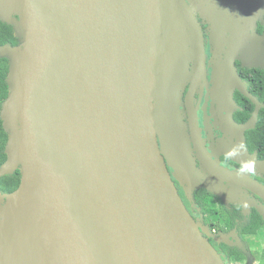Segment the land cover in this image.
Listing matches in <instances>:
<instances>
[{"label": "water", "instance_id": "obj_1", "mask_svg": "<svg viewBox=\"0 0 264 264\" xmlns=\"http://www.w3.org/2000/svg\"><path fill=\"white\" fill-rule=\"evenodd\" d=\"M0 21L16 38L0 45V176L20 172L0 192V264H230L174 183L192 201L221 182L196 167L181 106L210 67L233 125L235 61L264 69V0H0Z\"/></svg>", "mask_w": 264, "mask_h": 264}, {"label": "flooded vegetation", "instance_id": "obj_2", "mask_svg": "<svg viewBox=\"0 0 264 264\" xmlns=\"http://www.w3.org/2000/svg\"><path fill=\"white\" fill-rule=\"evenodd\" d=\"M202 27L204 29L206 24H202ZM257 32H263L260 22H257ZM204 44L208 60L209 42L205 32ZM235 66L239 77L245 82L246 93L238 89L233 92V125L223 123L215 110L216 106H212V98L208 94V88H211L210 67H207L208 86H198L187 102L183 97L181 106L187 132L190 133V123L187 121L189 110L193 124L195 120L194 136L197 135L201 144L200 150H192L196 167L205 178L213 182L215 179L221 180L218 186L209 183L217 193L210 192L205 184H201L193 190V200L189 201L179 183L176 180L174 183L186 207L206 228L210 243L226 263L264 264V69L243 66L240 60L235 61ZM250 96L257 100L259 107L255 124L245 127L257 105ZM239 142L247 145L245 158L257 162L255 176L238 175L236 169L239 165L236 163L231 167L223 164L224 154ZM207 166H217L219 171L210 173ZM169 171L172 172V169L169 168ZM199 193L205 205L199 201Z\"/></svg>", "mask_w": 264, "mask_h": 264}, {"label": "trees", "instance_id": "obj_3", "mask_svg": "<svg viewBox=\"0 0 264 264\" xmlns=\"http://www.w3.org/2000/svg\"><path fill=\"white\" fill-rule=\"evenodd\" d=\"M5 43H10L11 45L16 44V38L13 35V29L10 25L0 21V45ZM8 70V61L5 58H0V107L1 103L7 96V83H6V74ZM262 114V111H261ZM7 142V133L3 129L2 122L0 120V164L6 159L4 153V148ZM20 182V172L15 170L11 174H6L0 176V192L9 193L17 188ZM199 201H202V204L205 205L203 196L198 194Z\"/></svg>", "mask_w": 264, "mask_h": 264}, {"label": "clouds", "instance_id": "obj_4", "mask_svg": "<svg viewBox=\"0 0 264 264\" xmlns=\"http://www.w3.org/2000/svg\"><path fill=\"white\" fill-rule=\"evenodd\" d=\"M248 148L244 142H239L231 147L223 156L225 167H231L233 163L239 165L236 169L240 176H255L257 174V162L252 158H245Z\"/></svg>", "mask_w": 264, "mask_h": 264}]
</instances>
